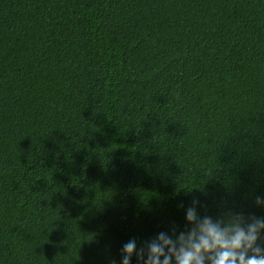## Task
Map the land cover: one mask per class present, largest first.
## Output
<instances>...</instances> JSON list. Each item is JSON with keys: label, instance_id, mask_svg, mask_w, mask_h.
Segmentation results:
<instances>
[{"label": "trees", "instance_id": "obj_1", "mask_svg": "<svg viewBox=\"0 0 264 264\" xmlns=\"http://www.w3.org/2000/svg\"><path fill=\"white\" fill-rule=\"evenodd\" d=\"M206 218L264 220V0H0V264H146Z\"/></svg>", "mask_w": 264, "mask_h": 264}, {"label": "clouds", "instance_id": "obj_2", "mask_svg": "<svg viewBox=\"0 0 264 264\" xmlns=\"http://www.w3.org/2000/svg\"><path fill=\"white\" fill-rule=\"evenodd\" d=\"M187 218L195 219L193 210H188ZM258 228H264V220H258L245 229L238 224L221 227L206 218L198 225L197 230L188 233L187 238L183 234L178 237V247L161 233L159 236L161 243L150 245V255L146 264H170L173 256L176 264H205L206 259L209 264H264V248L253 247ZM165 246H168V252L172 255L164 253ZM134 248V241L124 245L125 252L129 254ZM248 249H252L256 254L249 256ZM161 255H164L163 261L159 259ZM128 261L129 257L125 255L122 264H128Z\"/></svg>", "mask_w": 264, "mask_h": 264}]
</instances>
